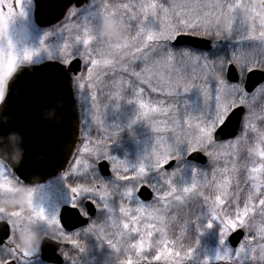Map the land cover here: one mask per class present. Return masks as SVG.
Returning a JSON list of instances; mask_svg holds the SVG:
<instances>
[{"label": "snow or ice", "instance_id": "obj_1", "mask_svg": "<svg viewBox=\"0 0 264 264\" xmlns=\"http://www.w3.org/2000/svg\"><path fill=\"white\" fill-rule=\"evenodd\" d=\"M25 4L26 0H0V23L3 24L0 116L8 118L7 126L0 124V138L21 129L15 122L9 99L19 93L14 85L23 70L36 62L41 52H47L48 59H59L65 66L78 59L81 68L75 72L73 87L77 93L88 96L91 122L95 127L99 129L109 98L119 99L130 93L139 106L138 118L149 119L157 135L150 156L130 171L127 161L117 160L106 151L107 131L103 136H93L89 129L82 128L80 144L62 177L73 189L74 199L69 207L86 217L88 204L111 212L106 202L111 196L110 188H122L121 200H135L137 207L132 219L133 210L122 202L121 215L127 216L131 224L144 225L141 242L135 245L137 256L143 259V252L151 247L149 233L159 231L162 246L153 259L163 264H184V260L192 256V249L181 254L169 246L173 242L165 235L167 211L173 200H183L198 192L208 205L210 215L224 223L216 264H243L244 260L264 264V79L252 83L256 74L264 76V4L254 0H104L98 8L96 0H87V8L81 10L86 13L82 22H78L80 13L75 8L69 9L59 29L65 39L56 57L45 43L50 33H45L40 47L34 50H21L12 40L10 27L17 13L20 19L27 16ZM109 14L119 16L138 33L131 44L132 56L126 68H118L101 42L94 39L96 19ZM238 18L246 31L238 37L237 48L228 56L213 57L181 44V39L187 36L201 39L232 36ZM200 33L203 36H199ZM194 85L203 92L201 115L183 120L168 101L178 89L187 92ZM234 121H238L236 133L221 139ZM24 153H27L26 145ZM193 153L204 154L208 167L193 168L192 185L178 190L173 178L179 169L169 171L168 166ZM105 164L112 172L111 180L100 175ZM18 166L0 157V184L7 185L0 188V195L24 189L13 173ZM149 169L160 175L166 186L163 190L149 182ZM86 176L98 182L97 195H92L95 189L83 184ZM72 181H81V184L73 185ZM48 189L50 195L55 194L54 187ZM142 189H149L156 199L152 203L140 201L136 194ZM34 191L25 190L26 210L17 208L7 218L0 219V264H27L37 250L31 236L23 250L17 248L14 219L64 227L59 216L49 220L43 209L33 206ZM78 192L84 195L75 199ZM101 200L105 201L103 205H100ZM225 217L228 218L226 223ZM230 224L235 225L234 230ZM238 231L244 236L233 250L226 241L229 233ZM66 239L70 244L78 243L73 238ZM129 264H133L131 259Z\"/></svg>", "mask_w": 264, "mask_h": 264}, {"label": "rangeland", "instance_id": "obj_2", "mask_svg": "<svg viewBox=\"0 0 264 264\" xmlns=\"http://www.w3.org/2000/svg\"><path fill=\"white\" fill-rule=\"evenodd\" d=\"M103 2L104 0H96L97 7L101 8ZM254 2L257 4H264V0H254ZM87 6L88 5L86 4L83 9L87 8ZM79 13L80 16L78 17V22H82L86 17V13ZM93 27L95 30L94 39L101 42L104 50L109 54L111 60L114 61L117 67L119 64H122V60H126L124 56H132L131 44L135 41L138 33H136L135 30L125 22V20L112 14L107 16L101 15L96 19ZM234 31L235 33L232 36L225 35L222 37L233 38L236 43L234 44L235 49L238 46V37L246 31V27L242 25L241 19L239 18L235 21ZM64 36L65 34L61 31L57 33V38L54 44L48 42L47 39L45 41L54 57L58 56L59 48L65 39ZM40 40L41 39L39 38L32 40V42L30 41L32 46L34 45L33 49H30L34 50L39 48ZM44 58H48L47 52H41L40 55L35 58V60L40 61ZM129 64L130 62L123 63V65H119L120 67L118 68H126L129 66ZM215 75L218 77L219 73H215ZM76 100L78 105L79 103L81 104L84 112V128L89 129L91 135L93 136H103L105 131H107L108 135L104 136V139L106 140V151L109 152L110 155L114 156L117 160L127 161L130 171L134 170L136 165L145 160L146 157L150 156L157 134L154 132L149 119L144 117L138 118L139 106L134 102V98L130 93L121 95L119 99L109 98L105 102L99 129L91 122V106L88 96L86 94L77 93ZM168 103L175 106L176 113L179 118L183 120H187L189 117L196 118L201 115L200 110L204 103L203 92L201 91L200 87L195 85L187 92H185L183 88H180L177 90L175 96L168 101ZM186 157L187 156H185L179 162L176 161L174 167L169 170L173 171L179 169L178 175L173 178L174 185L178 190L186 186L190 187L192 185L193 168L206 169L205 167L209 164L208 162L205 167H201L196 164L186 162ZM64 173L47 181L41 186H36L33 188L25 187L23 190L17 189L15 191H11L14 195L10 202V206L7 209L16 210L19 208L20 210H26L28 205L25 198V190L34 189L35 191L32 198L33 206L37 209H43L49 220L54 214L58 217L59 209L63 205L69 206L70 202H73L74 199L72 187L68 186L66 181H63L62 179ZM113 175L115 176L116 174L113 173ZM83 179L87 181V187L95 189V191L92 192V195H97V193L100 191L99 188H96L98 182L91 176H86ZM111 179L112 172L111 177L105 180ZM148 179L151 184L159 185L161 190L166 187L163 184L160 175L151 169H149ZM200 179L202 180L203 178L200 177ZM121 184H123V181H121ZM79 185L80 184H77V186ZM50 186L55 188L54 195H50L51 190L48 189ZM241 187H243V185H241ZM122 191V188H110L111 196L106 202L109 204L111 212L97 210L98 212L95 219L91 221V223L85 229H83L81 237L85 238L86 235H92V237L97 235L98 237L102 235L104 237H108V239L111 241L116 239L114 244H112L114 250L117 249V246H120L129 251V255H125L124 261L121 264H129L130 259L133 264L144 260H147L148 263L150 262L151 264H163V261H155L153 259L157 251L162 246V234L159 231L155 233H149L151 247L143 252V259H140V257L137 256V249L135 245L141 242V235L144 232V225L143 223L139 225L131 224L127 216L121 215L119 207L122 202L125 207L133 210L130 214L132 219H135V208L137 207L135 200H121L120 194ZM207 191L208 189L205 188L204 192L207 193ZM83 195V192H78L75 196V199H78ZM155 199L156 197L154 196L153 200ZM153 200L149 203H152ZM104 203V200L100 201V205H103ZM187 206L191 207V210L194 211V214L189 215V213L184 210V219L181 220L182 223L175 225V217L169 218L170 216H168V212L175 211L177 207H185V209H187ZM174 207L175 210H172ZM192 211L190 212L192 213ZM227 219L228 218L225 217V223L227 222ZM19 221V223H22L23 225L20 236V240L23 242V249L29 243V236L32 237L31 243L37 249L38 243L33 238V236H35L34 234L37 233H49L51 237H55L59 240H62V243L68 244L70 243L66 237H70L75 240H77L79 237V234L77 233H74L72 236L60 234L61 229L59 224L50 227L43 221L32 223L22 220ZM209 224H211V227L208 226ZM180 226H185L189 229H186L185 227L179 229ZM223 227L224 223H222L218 217L210 215L208 205L205 203L204 198L201 197L198 192H193L183 200H173L170 203L167 211L165 235L169 241L173 242L169 246L175 248L181 254L187 252L188 249H192V256L189 259H185L184 264H215V256L220 247L219 237ZM229 227L233 230L235 229L234 224H230ZM87 229H91V231H87ZM181 230H183V232H180ZM229 234L231 235V233ZM226 243L230 247L228 240ZM70 245L74 247L77 246L76 244ZM63 256L65 257V254ZM243 264H250V262L244 260Z\"/></svg>", "mask_w": 264, "mask_h": 264}, {"label": "water", "instance_id": "obj_3", "mask_svg": "<svg viewBox=\"0 0 264 264\" xmlns=\"http://www.w3.org/2000/svg\"><path fill=\"white\" fill-rule=\"evenodd\" d=\"M35 4V21L39 26L45 27L59 22L69 6L82 8L87 0H35ZM181 44L197 52L208 53L212 50L209 39L197 36L183 37ZM80 68L81 61L78 59L68 66L51 61L29 66L23 70L14 85L19 93L10 97L9 105L15 122L21 129L0 138V157L19 165L13 169V173L25 184L41 185L64 173L78 147L80 115L72 80ZM261 79L264 76L258 73L252 77V83ZM7 123V116H0V124L7 126ZM237 129L238 121H234L230 131L221 139L234 135ZM22 158L23 162L20 163ZM186 160L201 167L208 164V158L202 153L188 155ZM175 164L174 160L168 166L169 170ZM100 175L105 179L111 177L107 164L101 169ZM137 197L140 201L149 203L153 199V193L149 189H142ZM86 211L87 217H84L79 211L63 206L59 212L63 230L73 233L85 228L89 220L95 218L97 209L88 204ZM243 236L242 231L232 233L228 237L230 247L237 248ZM61 248L68 249L69 245L44 238L40 245L41 260L46 264H64L59 254Z\"/></svg>", "mask_w": 264, "mask_h": 264}, {"label": "flooded vegetation", "instance_id": "obj_4", "mask_svg": "<svg viewBox=\"0 0 264 264\" xmlns=\"http://www.w3.org/2000/svg\"><path fill=\"white\" fill-rule=\"evenodd\" d=\"M25 7H26L27 16L25 18L20 19L19 15L17 13V17L15 19V22L10 27V34H11L12 40L15 42L16 46L18 48H20L21 50H23L24 48H27L29 50L33 49L34 45L32 46V43H31L32 40L39 39V38L41 39L45 35V33H50V35H48V37H47V40H48V42L54 44L55 40L57 38V33L61 32V31H59V29H60L61 25L64 23L65 17L67 15L69 9L75 8L77 10V12H82L81 10L85 6L83 8H80V9H78L74 6H69L65 10L63 17L61 18V20L59 22L50 24L49 26H45V27L39 26L35 21V10H36L35 0H26ZM0 20H2V17H0ZM2 31H3V24L0 23V32H2ZM35 61L36 62H34L31 66L39 65V64L49 62V61L60 62L58 59L50 60L48 58H44L40 61L39 60H35ZM15 178L24 186V188L25 187L26 188H33L36 186H41V185L25 184V183L21 182L16 176H15ZM0 188H7V185L0 184ZM13 195L14 194L11 191L8 194L0 195V219L7 218L8 214L11 212L12 209L8 210L7 208L10 206V202L13 198ZM63 206H65V205H63ZM60 209L58 211V216H59ZM82 210H84V209H82ZM12 211H14V209ZM53 216H55V214ZM19 222H20L19 219H14V227H15V234H16L15 244L17 245V248L19 250H23V242L20 240L23 225H22V223L20 224ZM60 229H61L60 234L69 235V236H72L74 233L81 231V230H78L74 233H66L61 227H60ZM34 235L35 236H33V238L35 239V241H37L38 247H37L36 252L31 257H29L30 260L27 262V264H46L41 260V256H40V245H41V242L44 238H49V239L55 240L61 244H68V243H62L61 242L62 240H59L55 237H51V235L49 233H47V234L37 233ZM68 249L61 248L59 251V254L62 257H64L63 255L65 254V251H67Z\"/></svg>", "mask_w": 264, "mask_h": 264}, {"label": "trees", "instance_id": "obj_5", "mask_svg": "<svg viewBox=\"0 0 264 264\" xmlns=\"http://www.w3.org/2000/svg\"><path fill=\"white\" fill-rule=\"evenodd\" d=\"M199 36H203V33H200ZM213 42V49L209 53L211 56H228L230 51L234 49L235 41L233 38H225L220 37L218 39H209ZM126 60H122L123 63H128L131 60V55L124 56ZM116 61V60H115ZM118 65V67H120ZM128 65V64H127ZM75 91V89H74ZM75 91V95H76ZM79 110L81 115V129L84 128V112L81 107V104L79 103ZM81 129H80V136H81ZM208 165L205 167L207 168ZM73 185L81 184V181H72ZM86 183V184H85ZM66 184L69 186V182L66 181ZM83 184L87 186V181L83 179ZM192 207V205H191ZM191 207L187 206V209L185 207H177L175 210V207L172 210L175 211H169L168 216L169 218L175 217V225H178V223H182L181 220L184 219L183 213L184 210L189 213V215H193L194 211L191 210ZM192 211V213L190 212ZM185 226H180L179 229ZM186 229H189L185 227ZM184 230V229H183ZM181 230L180 232H183ZM83 230L78 231L77 234H79L78 239L76 240L78 243L77 246H70V248L65 251V257H64V264H121L124 261L125 255H129V251L125 250L124 247L117 246V249H113L114 242L116 241L109 240L108 237L104 236H98L92 237V235H86L85 238H82ZM76 234V235H77ZM74 235V234H73ZM111 242V243H110ZM135 264H151L148 263L147 260L136 262ZM216 264V263H215Z\"/></svg>", "mask_w": 264, "mask_h": 264}]
</instances>
